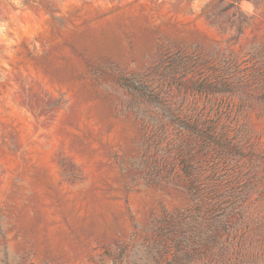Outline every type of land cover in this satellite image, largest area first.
Here are the masks:
<instances>
[{"label": "rangeland", "instance_id": "1", "mask_svg": "<svg viewBox=\"0 0 264 264\" xmlns=\"http://www.w3.org/2000/svg\"><path fill=\"white\" fill-rule=\"evenodd\" d=\"M0 264H264V0H0Z\"/></svg>", "mask_w": 264, "mask_h": 264}, {"label": "trees", "instance_id": "2", "mask_svg": "<svg viewBox=\"0 0 264 264\" xmlns=\"http://www.w3.org/2000/svg\"><path fill=\"white\" fill-rule=\"evenodd\" d=\"M212 1V0H210ZM231 6H235L234 4H230ZM207 8H212V5L210 4V2H208L202 9V15L214 26L216 27H219L221 28L222 26V23L220 21V17H221V10L218 11V12H211V13H208L206 12V9ZM236 11L238 13H240L238 11V9L236 8ZM247 21H246V18L245 16H243L241 13H240V16L239 18L237 19L236 22L233 23V27L235 28L236 30V35H239L241 33V27L243 24H246Z\"/></svg>", "mask_w": 264, "mask_h": 264}]
</instances>
